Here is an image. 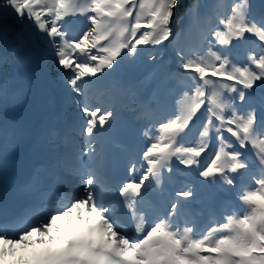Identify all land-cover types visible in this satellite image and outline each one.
I'll return each mask as SVG.
<instances>
[{
    "label": "snow or ice",
    "instance_id": "1",
    "mask_svg": "<svg viewBox=\"0 0 264 264\" xmlns=\"http://www.w3.org/2000/svg\"><path fill=\"white\" fill-rule=\"evenodd\" d=\"M0 264H264V0H0Z\"/></svg>",
    "mask_w": 264,
    "mask_h": 264
}]
</instances>
